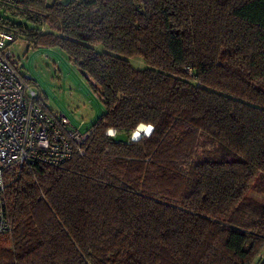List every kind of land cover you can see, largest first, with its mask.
<instances>
[{"label": "trees", "instance_id": "trees-1", "mask_svg": "<svg viewBox=\"0 0 264 264\" xmlns=\"http://www.w3.org/2000/svg\"><path fill=\"white\" fill-rule=\"evenodd\" d=\"M0 28L105 108L84 156L6 169L0 264H264V0H20Z\"/></svg>", "mask_w": 264, "mask_h": 264}, {"label": "built area", "instance_id": "built-area-1", "mask_svg": "<svg viewBox=\"0 0 264 264\" xmlns=\"http://www.w3.org/2000/svg\"><path fill=\"white\" fill-rule=\"evenodd\" d=\"M19 1L0 0V7L14 10ZM18 38L22 37L0 28V233L11 230L3 198L6 169L14 166L18 175L33 163L59 167L85 155L92 132L80 131L65 115L46 106L10 49Z\"/></svg>", "mask_w": 264, "mask_h": 264}, {"label": "rangeland", "instance_id": "rangeland-1", "mask_svg": "<svg viewBox=\"0 0 264 264\" xmlns=\"http://www.w3.org/2000/svg\"><path fill=\"white\" fill-rule=\"evenodd\" d=\"M54 1L56 0H46L49 4ZM9 46L19 63L21 72L35 82L46 106L65 115L80 131L91 127L104 113L103 102L94 91L91 81L63 50L36 46L22 38H18ZM96 48L102 49L101 46ZM128 61L134 68L145 67L141 57L132 56ZM249 196L264 201L262 193L251 191Z\"/></svg>", "mask_w": 264, "mask_h": 264}, {"label": "clouds", "instance_id": "clouds-1", "mask_svg": "<svg viewBox=\"0 0 264 264\" xmlns=\"http://www.w3.org/2000/svg\"><path fill=\"white\" fill-rule=\"evenodd\" d=\"M155 124L150 121H139L136 127L132 130L130 140L132 143H138L142 138H150L155 131ZM118 129L108 127L105 129V135L114 138L117 135Z\"/></svg>", "mask_w": 264, "mask_h": 264}, {"label": "crops", "instance_id": "crops-1", "mask_svg": "<svg viewBox=\"0 0 264 264\" xmlns=\"http://www.w3.org/2000/svg\"><path fill=\"white\" fill-rule=\"evenodd\" d=\"M69 120H70V119H69ZM70 122H71V121H70ZM71 124H72V122H71ZM72 125H73V124H72ZM73 126H74V125H73ZM74 127H75V126H74ZM75 128H76V127H75ZM89 128H90V127H89ZM89 128H87L86 130H88ZM77 129H78V128H77ZM79 130H80V129H79ZM86 130H85V131H86Z\"/></svg>", "mask_w": 264, "mask_h": 264}]
</instances>
